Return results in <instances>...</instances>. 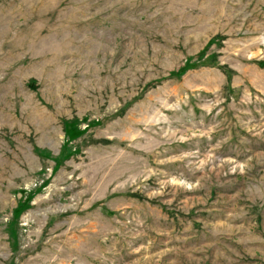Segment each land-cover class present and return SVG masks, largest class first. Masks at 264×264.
Segmentation results:
<instances>
[{
  "label": "rangeland",
  "instance_id": "rangeland-1",
  "mask_svg": "<svg viewBox=\"0 0 264 264\" xmlns=\"http://www.w3.org/2000/svg\"><path fill=\"white\" fill-rule=\"evenodd\" d=\"M0 264H264V0H0Z\"/></svg>",
  "mask_w": 264,
  "mask_h": 264
}]
</instances>
